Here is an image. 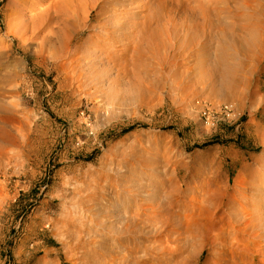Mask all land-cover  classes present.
Segmentation results:
<instances>
[{"label": "bare ground", "instance_id": "6f19581e", "mask_svg": "<svg viewBox=\"0 0 264 264\" xmlns=\"http://www.w3.org/2000/svg\"><path fill=\"white\" fill-rule=\"evenodd\" d=\"M23 1L29 5V19L24 18L26 8H19L17 24L11 23V30L21 31L24 43L35 42L37 52L62 75L71 90L89 99H101V105L110 110L122 92L145 88L165 97L168 103L189 106L199 117L212 107L206 101L205 90L215 88L213 97L219 101L220 112L250 107V123L261 144L260 153L237 177L240 187L237 183L230 186L224 178L213 180L198 192L201 197L190 192L191 204L184 198H173V193L184 192L182 187L175 188L180 173H174L158 189L147 191L141 181L150 180L148 174L137 177L128 171L139 169L140 164L155 165L154 160L147 157L137 161L135 153L114 155L105 165L116 166L122 172L111 173L102 186L78 189L77 197H73L70 208L87 206L84 218H91L89 226L81 222L80 232L85 233L89 227L87 236L91 239L93 229L103 233L109 230L114 234L106 242L126 243L131 261L136 264H147L154 257L159 264L166 260L210 264L203 262L207 247L217 257L216 264H264V115L254 120L264 109V96L257 97L259 90L251 94L254 75L259 72L258 58L264 55V0H241V7L253 9L254 15L238 17L240 24L220 19L225 11L220 5L227 3L231 10L235 0ZM213 30L221 33L218 38L227 43L230 52L220 55L206 51L205 39H211L207 34ZM232 56L240 62L227 67V59ZM244 56L253 58L251 66L242 61ZM3 124L0 121V174L7 173L17 158L19 162L23 158L21 150L16 156L11 154L17 137ZM253 166L258 170L251 172ZM6 186L0 185V204L6 199ZM81 193L84 195L78 196ZM123 195L130 201L132 197L141 198L119 211ZM241 197L244 204H238ZM200 198L208 203L207 207L193 206V200ZM106 207L109 210H104ZM175 209L191 214L183 217L184 212ZM177 234L188 247L169 246L172 235ZM153 237L157 241L150 243L152 248L142 246ZM139 253L144 255L138 257Z\"/></svg>", "mask_w": 264, "mask_h": 264}, {"label": "rangeland", "instance_id": "374dc122", "mask_svg": "<svg viewBox=\"0 0 264 264\" xmlns=\"http://www.w3.org/2000/svg\"><path fill=\"white\" fill-rule=\"evenodd\" d=\"M243 2L235 0L231 10V5L221 4L225 11L220 19L240 24L238 17L254 15L253 9L241 7ZM28 6L23 0H0V121L17 137L11 154L16 156L19 150L23 154L20 162L17 158L7 173L0 174V185H7L6 199L0 204V264H136L131 261L126 243L106 242L114 234L109 230L103 233L93 229L91 239L87 236L89 227L85 233L80 232L81 222L89 226L91 218H84L87 206L70 208L77 190L87 189L86 185H104L111 173L122 172L105 162L114 155L132 153L137 161L147 157L154 160L155 165L140 164L139 169L128 171L137 177L148 174L150 180H140L147 191L158 189L176 172L180 174L174 181L175 188L182 187L184 192L173 193V198H184L188 204L194 194L201 197L198 192L213 180L224 178L233 187L242 168L261 151L256 129L250 123L251 109L246 105L220 112L219 101L213 97L217 91L209 88L204 96L212 107L198 117L189 106L168 103L165 97L143 88L135 93L122 92L118 104L108 110L101 99H89L71 90L62 75L37 52L36 43H24L22 32L11 30V23L17 24L19 8H26L24 18L29 19ZM215 25L218 27V22ZM207 35L211 36L205 39L208 53L230 52L227 43L219 40L220 32L213 30ZM251 59L244 56L242 61L249 67ZM258 61L259 72L254 75L251 94L259 90L257 97H262L264 55ZM239 62L232 56L227 59V67ZM263 115L261 108L254 120ZM22 136L25 141L20 139ZM124 198L119 211L141 197H132L131 201ZM243 200L238 198V204H244ZM197 204L208 206L202 198L193 200V206ZM176 210L184 212L183 217L191 214ZM178 237L172 235L171 248L189 246ZM154 241V237L146 239L142 246L152 248L150 243ZM204 252L203 262L216 264L214 252L208 247ZM167 261L165 264L177 262ZM147 264H159L157 257Z\"/></svg>", "mask_w": 264, "mask_h": 264}]
</instances>
